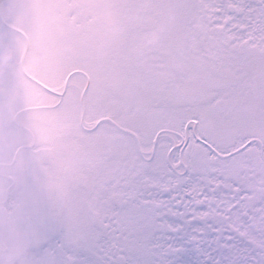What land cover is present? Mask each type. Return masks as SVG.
<instances>
[{
    "label": "snow or ice",
    "instance_id": "1",
    "mask_svg": "<svg viewBox=\"0 0 264 264\" xmlns=\"http://www.w3.org/2000/svg\"><path fill=\"white\" fill-rule=\"evenodd\" d=\"M0 264H264V0H0Z\"/></svg>",
    "mask_w": 264,
    "mask_h": 264
}]
</instances>
